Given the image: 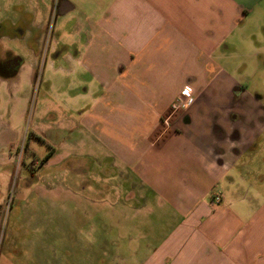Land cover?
<instances>
[{
	"label": "crops",
	"instance_id": "1",
	"mask_svg": "<svg viewBox=\"0 0 264 264\" xmlns=\"http://www.w3.org/2000/svg\"><path fill=\"white\" fill-rule=\"evenodd\" d=\"M57 6L97 141L36 264H264V191L241 189L264 183V0H42L34 23Z\"/></svg>",
	"mask_w": 264,
	"mask_h": 264
},
{
	"label": "rangeland",
	"instance_id": "2",
	"mask_svg": "<svg viewBox=\"0 0 264 264\" xmlns=\"http://www.w3.org/2000/svg\"><path fill=\"white\" fill-rule=\"evenodd\" d=\"M41 9L42 0L39 5L35 0H0V61H19L13 72L0 66V264H36V257L53 255L57 246L48 239L60 229L43 231V225L64 221L66 204L60 194L73 188L75 176L89 177L91 145L97 141L88 128L90 99L79 97L91 90L90 76L79 78L80 72L64 62L80 46L74 21L60 38L56 12L34 23V11L41 15ZM50 151L54 156L42 162ZM261 159L262 166L250 169L264 176V155ZM86 160L89 166L82 171ZM241 189L264 191V183ZM98 220L105 221L103 213Z\"/></svg>",
	"mask_w": 264,
	"mask_h": 264
},
{
	"label": "built area",
	"instance_id": "3",
	"mask_svg": "<svg viewBox=\"0 0 264 264\" xmlns=\"http://www.w3.org/2000/svg\"><path fill=\"white\" fill-rule=\"evenodd\" d=\"M191 99H192L191 91L189 89H184L181 91L178 97H176L173 108L175 110L185 108L191 102ZM221 199H222L221 193H217L214 195L215 203H219Z\"/></svg>",
	"mask_w": 264,
	"mask_h": 264
},
{
	"label": "flooded vegetation",
	"instance_id": "4",
	"mask_svg": "<svg viewBox=\"0 0 264 264\" xmlns=\"http://www.w3.org/2000/svg\"><path fill=\"white\" fill-rule=\"evenodd\" d=\"M56 14L59 12L58 11V6L55 7V11ZM51 49V48H50ZM19 63L18 59L16 57H8L5 60H1L0 61V66L4 65L5 68L4 70H8V71H12L14 70V67L16 66V64Z\"/></svg>",
	"mask_w": 264,
	"mask_h": 264
},
{
	"label": "trees",
	"instance_id": "5",
	"mask_svg": "<svg viewBox=\"0 0 264 264\" xmlns=\"http://www.w3.org/2000/svg\"><path fill=\"white\" fill-rule=\"evenodd\" d=\"M51 155H52V151H50L49 154H47V155L43 158L42 162H46V161L50 158Z\"/></svg>",
	"mask_w": 264,
	"mask_h": 264
}]
</instances>
